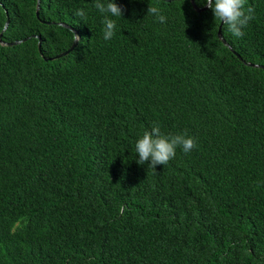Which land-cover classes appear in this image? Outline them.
<instances>
[{"label": "trees", "instance_id": "16d2710c", "mask_svg": "<svg viewBox=\"0 0 264 264\" xmlns=\"http://www.w3.org/2000/svg\"><path fill=\"white\" fill-rule=\"evenodd\" d=\"M116 2L105 40L95 0H0V264H264V0L239 38ZM153 124L197 147L138 164Z\"/></svg>", "mask_w": 264, "mask_h": 264}, {"label": "clouds", "instance_id": "9594fccd", "mask_svg": "<svg viewBox=\"0 0 264 264\" xmlns=\"http://www.w3.org/2000/svg\"><path fill=\"white\" fill-rule=\"evenodd\" d=\"M201 3V0H198ZM213 12L214 19L227 25L228 30L237 38L244 35L243 29L254 18V8L246 7L247 0H203ZM94 7L102 14L103 19V38L110 40L115 35L116 20L110 17H122L125 9L116 0H95ZM77 17L86 15L84 9H78L75 13ZM147 15L155 16L160 23H165L167 17L162 14L161 9L149 5ZM71 40L79 41L80 37L72 29ZM197 147L196 139L188 133L177 134L165 133L159 124H153L150 129H145L142 136L137 139L135 150L138 156L137 163L147 164L156 170L157 165H166L175 158L177 148H181L184 153H189ZM120 213L126 211L121 206Z\"/></svg>", "mask_w": 264, "mask_h": 264}, {"label": "water", "instance_id": "95a60500", "mask_svg": "<svg viewBox=\"0 0 264 264\" xmlns=\"http://www.w3.org/2000/svg\"><path fill=\"white\" fill-rule=\"evenodd\" d=\"M162 1H168V0H162ZM189 3H190L192 9H193L195 12H199V11L205 10V9L208 7V6L205 4V5L202 6L201 8H197L196 6H194L192 0H189ZM34 14H35V16H37V1H36V4H35V11H34ZM6 24H7V20L4 21V24H3L2 30L5 28ZM220 24H221V22H220ZM58 25H60V26H62V27H64V28H66V29H72V28H70L69 26H67V25H65V24H62V23H60V24H58ZM72 30H73V29H72ZM73 31H74V30H73ZM216 37H217V39L221 42V44H222L223 46H225L230 52H232V50L228 47V45H227V44L224 42V40L221 38L219 27L217 28ZM20 41H21V40H20ZM20 41H14V42H12V43H8L7 45L17 44V43L20 42ZM75 43H76V41L71 42V44L69 45V47H68L65 51L60 52L59 54L55 55L53 58H57V57H60V56L65 55L67 52H69V51L74 47ZM38 47H39V40L37 39V52L39 53V48H38ZM39 54H40V53H39ZM232 54H234V53L232 52ZM235 56H236V58H237L239 61H241V62L244 63V61H242V60L240 59V57H238L237 55H235ZM42 59H43V60H48L49 58H42ZM244 64L247 65V66L254 67V68H261V66H258V65H255V64H249V63H244Z\"/></svg>", "mask_w": 264, "mask_h": 264}]
</instances>
